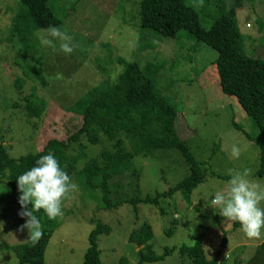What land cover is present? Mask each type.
Returning a JSON list of instances; mask_svg holds the SVG:
<instances>
[{
  "label": "rangeland",
  "instance_id": "1",
  "mask_svg": "<svg viewBox=\"0 0 264 264\" xmlns=\"http://www.w3.org/2000/svg\"><path fill=\"white\" fill-rule=\"evenodd\" d=\"M138 2L81 0L69 11V16L66 14L67 22L57 27L62 37L68 39L52 37L40 30L36 34L41 48L35 43L37 40L22 43L23 35L14 31L13 18L20 10L18 1L0 0V145L7 148L13 158L37 153L47 141L64 139L77 130L82 118L68 110L79 97L76 91H87L107 79V75L116 78L114 69L118 67L115 72L122 69L117 58L124 55L128 61L134 57L133 61L147 69L161 64L157 84L180 112L178 132L196 159L207 164L203 168L204 182L193 191L190 204L176 193L160 206L166 216L160 214L158 207L140 204L138 223L132 205L95 212L92 203L96 205V198L90 200L88 198L93 196L86 193L84 197L77 191L79 188L74 187L68 192L67 205L61 207V215L54 218L57 228L47 247L45 264H84L89 235L96 226L93 219L102 221L110 229L109 235L99 240L103 264H119L122 258L128 259L129 264H137L141 248L130 243L129 237L145 222L153 229L154 238L150 243L158 255L166 248L191 247L200 235H204L207 246L219 245L227 234V252L222 259L226 260L225 264H245L246 261L264 264V252L259 247L264 240V229L259 237L249 238L240 226L235 229L236 222L220 216L210 204L215 192L227 190L230 169H249L251 183L264 187V174L259 175L264 137L236 99L221 91L214 64L217 52L211 46L234 47L231 41L236 36L230 33L226 23L219 25L207 40L210 46L201 43L198 51H193V39L185 31L180 32L177 39H165L147 30L140 33L131 12V3L135 9ZM68 4L69 0L65 2ZM188 4L198 10L206 27L218 16V9L234 11L246 53L264 59V30L261 31L264 29V0H188ZM60 15L65 20V13ZM40 37L51 40L52 44L42 45ZM61 43H68L72 52L65 54L59 47ZM42 50H45L43 56L34 53ZM44 81L46 84L41 83ZM34 92L46 102L41 118H31L25 111L23 97ZM85 144L84 148L75 146L72 150L74 155H87L78 164V171L101 151L100 146ZM233 145L239 148L238 158L231 156ZM141 161L144 162L140 168L142 198L167 191L188 174L184 159L176 149L152 152ZM212 172L220 178L211 175ZM260 207L264 208V201ZM20 211L23 210L18 199L8 193L6 182L0 176V264H20L13 247L34 243L37 239L21 228L27 217L19 216ZM209 249L207 255L211 258L213 252ZM183 263L189 264V260L176 251L165 261L153 264Z\"/></svg>",
  "mask_w": 264,
  "mask_h": 264
},
{
  "label": "trees",
  "instance_id": "2",
  "mask_svg": "<svg viewBox=\"0 0 264 264\" xmlns=\"http://www.w3.org/2000/svg\"><path fill=\"white\" fill-rule=\"evenodd\" d=\"M17 1L20 10L13 18L14 31L23 35L22 43L33 39L37 40L35 43L41 47L36 32L50 25L59 27L64 21L67 22L66 14L69 16V11L74 10L81 0L76 2L69 0L68 5H65L67 0ZM134 3H131V12L139 27L138 32L147 30L165 39H177L178 34L185 31L187 36L193 39V51H198L197 46L201 43L209 45L207 40L219 25L226 23L230 27V33L236 36L231 41L235 44L234 47L222 48L223 46L217 47L210 43L217 52L214 64L219 86L224 94L236 99L264 137V59L258 55L250 56L246 53L234 11L227 8L218 9V16L210 27H206L198 10L188 4V0H139L136 3L138 8L133 9ZM60 13H65V20L61 18ZM121 18L124 22L123 17ZM263 30L261 28V31ZM139 47L140 49L138 47L137 49L142 50V47ZM34 53H40L43 56L45 50ZM133 59L128 61L124 55L117 58L122 69L120 72H115L118 67L114 69L113 76L117 75L116 78H109L107 75V79L82 93L76 91L78 87L75 88L80 98L73 101L68 110L81 117L82 123L66 138L51 139L39 152L21 156L18 159L13 158L9 150L0 145V176L6 182L8 193L15 200L20 195L16 177L35 166L37 159L51 151L69 175L70 180L72 179L75 188H79L77 191H80L84 197L86 193L93 196L88 198L90 200L96 198V205L92 203L95 212L114 210L124 204H130L135 209V219L138 223V205L140 204L158 207L162 216L167 214L160 206L176 193H180L190 204L193 191L204 182L203 168L207 164L200 163L196 159L178 132L180 112L169 100L170 98L163 95L157 84L158 75L162 71L161 64L153 69H147ZM96 66L94 64V68ZM41 83L46 84L45 81ZM23 98L27 115L31 118H41L46 102L37 97L35 92ZM85 142L94 147L100 146L101 151L95 157L89 158L83 169L78 171V164L87 155L85 153L74 155L72 150L75 146L86 147ZM170 149L180 152L188 169L187 176L165 192H157L142 198L140 168H143L144 162L141 159L148 157L152 152ZM263 174L264 156L259 175ZM211 175L220 178L213 172ZM69 197L70 193L62 199L60 208L62 205H67ZM37 216L42 231L35 242L13 247L20 264H45V253L57 223L55 219H49L44 215L42 210ZM173 219L177 220L175 217ZM92 221L96 226L89 235L84 264H103L99 240L101 236L109 235L110 229L102 221H95V219ZM239 226L236 222L234 227L237 229ZM153 238V229L146 222L131 232L129 242L141 248L138 250L137 264L162 262L176 251H180L189 260V264H225L226 260L223 261L222 258L227 252V234H224L223 242L219 245L207 246L204 235H200L193 246L166 248L162 255L155 253L150 243ZM209 247V252H213L211 258L207 255ZM259 247L264 252V241L259 244ZM119 264H129V261L122 258ZM246 264L249 263L246 261Z\"/></svg>",
  "mask_w": 264,
  "mask_h": 264
},
{
  "label": "clouds",
  "instance_id": "3",
  "mask_svg": "<svg viewBox=\"0 0 264 264\" xmlns=\"http://www.w3.org/2000/svg\"><path fill=\"white\" fill-rule=\"evenodd\" d=\"M41 32L62 37L60 30L51 25ZM40 43L50 46L52 41L40 37ZM59 47L65 54L72 52L68 43H61ZM239 154V148L233 145L231 156L238 158ZM249 176L247 168L230 169L227 190L215 192L210 204L216 207L220 216L238 222L242 232L252 238L259 237L261 229H264V208L260 207L264 201V187L251 183ZM16 183L20 193L18 204L23 210L18 215L27 217L21 228L27 229L33 238L41 234V223L35 213L42 210L49 219L58 217L62 199L75 187L51 151L37 159L35 166L18 175ZM29 204L31 208H28Z\"/></svg>",
  "mask_w": 264,
  "mask_h": 264
},
{
  "label": "crops",
  "instance_id": "4",
  "mask_svg": "<svg viewBox=\"0 0 264 264\" xmlns=\"http://www.w3.org/2000/svg\"><path fill=\"white\" fill-rule=\"evenodd\" d=\"M263 241H264V240H263ZM263 241H262V242H263ZM222 259H223V258H222ZM245 264H246V263H245ZM258 264H259V263H258Z\"/></svg>",
  "mask_w": 264,
  "mask_h": 264
}]
</instances>
